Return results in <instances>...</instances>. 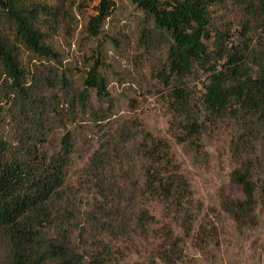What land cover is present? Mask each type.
Segmentation results:
<instances>
[{"label":"rangeland","instance_id":"obj_1","mask_svg":"<svg viewBox=\"0 0 264 264\" xmlns=\"http://www.w3.org/2000/svg\"><path fill=\"white\" fill-rule=\"evenodd\" d=\"M27 1L35 7H50L57 14L54 28L41 21L37 23L57 60L42 61L35 69L31 55L23 49L20 51L21 66L29 73L34 71L28 94L36 102L45 101L49 116L43 118L46 127L44 121L36 123V117L27 119V123L20 119L25 128L6 123L0 126V135H5L14 148L22 145L19 138L23 137L26 147L35 148L47 157L61 151L64 138L71 141L72 153L64 169V196L56 209L64 218L62 230L69 232L73 247L86 264L94 263L101 252V243L111 248L116 264H166L158 258L159 243L149 238L117 239L113 232L103 231L112 215L106 201L99 196L104 189L96 178L119 184L125 180L120 177L119 164L99 170L91 168V160L102 143L110 149H122L118 145L125 140L121 134L128 132L130 137L138 131L170 145L174 161L192 193L191 230L186 233L177 226L175 235L181 242L170 264H264V131L261 126L242 114L228 115L215 122L200 121L201 153L196 155L189 143L175 138L180 130L174 127V118L168 109V88L157 78V71L165 66L170 40L155 29L150 15L129 0ZM101 1L108 7L109 16L98 28V35L93 36L90 21L97 15ZM248 10L243 0H227L210 7L213 32L206 42L209 50H216L215 38L222 34L227 50L246 43L264 54V35L248 20ZM247 23L251 32L246 36L244 25ZM223 62L215 54L211 65L219 70ZM95 64L107 84L111 107L90 90L89 109L81 112L75 108L69 114L68 98L82 89L87 71ZM208 76L206 70L195 67L182 81L190 92L194 108H199L202 116L205 115L201 108L202 95ZM61 78L68 82L65 95ZM15 110L9 109L17 115ZM136 167V176L130 177L127 183L140 180V165ZM244 167L256 191L254 220L242 224L228 212L227 206L243 199L242 189L233 182L232 174ZM148 210L150 215L162 220L159 206L153 205ZM127 212L130 217L131 210ZM1 243L0 259L4 258Z\"/></svg>","mask_w":264,"mask_h":264},{"label":"trees","instance_id":"obj_2","mask_svg":"<svg viewBox=\"0 0 264 264\" xmlns=\"http://www.w3.org/2000/svg\"><path fill=\"white\" fill-rule=\"evenodd\" d=\"M129 1L150 15L155 29L170 40L165 66L157 71V78L168 88V109L174 127L180 130L176 140L189 143L199 155L198 136L203 128L200 121L215 122L228 115L242 114L264 131V54L246 43L227 50L222 34L215 38L216 50H209L206 44L213 32L209 9L227 0ZM243 1L249 9L248 20L264 35V0ZM31 4L34 3L27 0H0V126L8 123L14 128H25L20 119L25 122L36 117V123L44 121L46 127L43 118L49 116L45 101L36 102L28 94L34 71L29 73L21 66L20 51L23 49L31 55L35 69L42 61H56V53L46 43L45 33L38 29L37 23L41 21L54 28L57 14L50 7ZM108 16L109 9L101 1L97 15L90 21L93 36L98 35V28ZM244 28L247 36L251 27L247 23ZM215 54L224 60L219 70L211 65ZM195 67L209 73L201 102L204 116L199 108H194L190 92L182 83ZM67 85L66 79L61 78L64 95ZM82 86L76 95L68 98L69 114L75 108L81 112L89 109L90 90L111 107L107 84L97 64L87 71ZM10 108H16L17 115L10 113ZM129 135L121 134L125 140L118 145L122 149H110L102 143L91 160L92 169L119 164L120 177L125 180L119 184L96 178L104 189L99 196L106 201L112 215L103 231L113 232L117 239L149 238L159 243L158 258L170 264L181 242L175 235L177 226L189 233L194 220L190 186L165 140L144 131ZM5 137L0 135V241L4 251L0 263L86 264L73 247L69 232L62 230L64 218L56 209L64 196V169L72 153L71 141L64 138L61 151L47 157L35 148L26 147L23 137H18L22 145L15 148ZM262 139L264 142V134ZM138 164L140 180L127 183L136 176ZM232 180L241 187L243 199L228 204L227 210L239 223L253 222L256 187L247 167L235 170ZM153 205L161 208V221L150 215L148 209ZM129 209L130 217H127ZM101 245V252L92 264H116L111 248Z\"/></svg>","mask_w":264,"mask_h":264}]
</instances>
